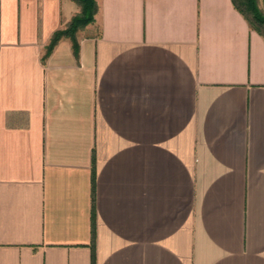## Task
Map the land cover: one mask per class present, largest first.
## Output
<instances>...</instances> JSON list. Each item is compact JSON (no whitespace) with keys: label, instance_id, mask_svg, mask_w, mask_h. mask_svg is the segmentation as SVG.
Wrapping results in <instances>:
<instances>
[{"label":"crops","instance_id":"crops-1","mask_svg":"<svg viewBox=\"0 0 264 264\" xmlns=\"http://www.w3.org/2000/svg\"><path fill=\"white\" fill-rule=\"evenodd\" d=\"M94 1L47 54L79 6L0 0V264H264V39L231 0Z\"/></svg>","mask_w":264,"mask_h":264},{"label":"trees","instance_id":"trees-1","mask_svg":"<svg viewBox=\"0 0 264 264\" xmlns=\"http://www.w3.org/2000/svg\"><path fill=\"white\" fill-rule=\"evenodd\" d=\"M80 8L79 14L74 16L65 28L56 31L47 47V54L63 38L69 39L74 53H77L76 33L93 22L97 5L94 0H73ZM234 8L244 17L248 26L264 39V14L258 6L259 0H231ZM264 3V0H262ZM91 243L94 242V229L92 224Z\"/></svg>","mask_w":264,"mask_h":264},{"label":"rangeland","instance_id":"rangeland-1","mask_svg":"<svg viewBox=\"0 0 264 264\" xmlns=\"http://www.w3.org/2000/svg\"><path fill=\"white\" fill-rule=\"evenodd\" d=\"M259 8H260V10L262 11V13L264 14V8H262L261 5H259Z\"/></svg>","mask_w":264,"mask_h":264}]
</instances>
